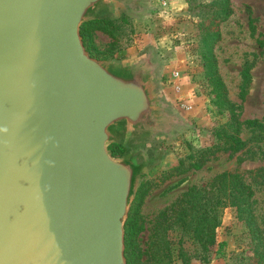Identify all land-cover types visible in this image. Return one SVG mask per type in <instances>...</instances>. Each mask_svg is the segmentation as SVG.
I'll use <instances>...</instances> for the list:
<instances>
[{"label":"water","instance_id":"water-1","mask_svg":"<svg viewBox=\"0 0 264 264\" xmlns=\"http://www.w3.org/2000/svg\"><path fill=\"white\" fill-rule=\"evenodd\" d=\"M125 0H0V264H127L124 225L153 160L113 155L158 109L143 54L98 59L82 23Z\"/></svg>","mask_w":264,"mask_h":264},{"label":"rangeland","instance_id":"rangeland-1","mask_svg":"<svg viewBox=\"0 0 264 264\" xmlns=\"http://www.w3.org/2000/svg\"><path fill=\"white\" fill-rule=\"evenodd\" d=\"M225 2L141 0L134 9L125 3L128 11L112 18L119 25L117 35L94 32L99 49L95 57L124 59L147 51L157 61L153 73L159 78L158 100L166 98L180 117L174 129L161 131L156 157L145 174L156 184L139 210L141 247L160 213L183 191L191 185L208 186L216 174L226 171L240 175L253 196L246 216L232 205L222 209L208 264H264V0H227L231 14L220 21ZM226 100L237 106L241 121L261 123L241 126L245 146L237 152H217L201 169L160 181L180 158L210 146L215 129L230 130ZM171 238L173 248L186 250L188 264H202L197 244L177 232ZM176 249L171 264H183ZM146 258L143 254L142 264H151Z\"/></svg>","mask_w":264,"mask_h":264},{"label":"trees","instance_id":"trees-1","mask_svg":"<svg viewBox=\"0 0 264 264\" xmlns=\"http://www.w3.org/2000/svg\"><path fill=\"white\" fill-rule=\"evenodd\" d=\"M220 21L227 19L231 14V8L227 0L220 9ZM249 24L254 30L252 18H249ZM119 25L116 20L106 17H95L82 23L80 35L86 50L91 56L95 57L99 53L94 42V32L102 31L110 36L117 35ZM262 45V40H259ZM96 58V57H95ZM106 59V58H98ZM223 95L225 90L221 86ZM227 110L229 112L230 130L215 129L213 131L214 142L207 147L195 148L183 158H180L176 164L164 171L160 181L167 180L172 176L180 175L189 170L201 169L206 160L220 151L237 152L245 146V140L240 136L241 126H261L256 119L241 121L236 111V105L226 100ZM122 144H110L109 149L113 155H120ZM142 176L140 186L131 203L129 213L124 225V255L127 264H142V256L151 264H171L174 259L173 240L171 234L177 232L182 237H186L192 243L198 245L201 256L199 257L202 264H208L209 247L216 242L215 229L218 226L221 211L227 205L235 206L239 215H248L250 210L251 198L253 191L246 184L240 175L230 172H220L216 174L208 186L199 187L191 185L183 191L176 200L165 210H163L155 225L152 227L145 248L139 243V233L142 230L139 221V210L143 199L149 189L155 185ZM181 240L179 239V244ZM220 242L219 246H223ZM177 256L182 258L183 264H188L186 250L181 246L176 249Z\"/></svg>","mask_w":264,"mask_h":264},{"label":"flooded vegetation","instance_id":"flooded-vegetation-1","mask_svg":"<svg viewBox=\"0 0 264 264\" xmlns=\"http://www.w3.org/2000/svg\"><path fill=\"white\" fill-rule=\"evenodd\" d=\"M141 0H125L130 8L138 7ZM145 57L141 58L133 66V73L136 77L153 73L157 67V61L150 57L147 51L144 52ZM158 107L157 110L149 112L147 117L139 127L137 133L126 143L121 146L122 151L142 150L146 153L147 158L152 160L156 157V141L160 137L161 131L164 129H174L175 125L180 121L179 114L174 112L170 103L166 98L161 97L153 103Z\"/></svg>","mask_w":264,"mask_h":264}]
</instances>
